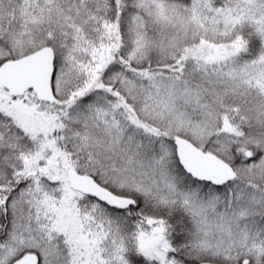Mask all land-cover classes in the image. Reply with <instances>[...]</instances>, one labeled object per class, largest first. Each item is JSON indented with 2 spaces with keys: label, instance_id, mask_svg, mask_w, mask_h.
Wrapping results in <instances>:
<instances>
[{
  "label": "snow or ice",
  "instance_id": "1",
  "mask_svg": "<svg viewBox=\"0 0 264 264\" xmlns=\"http://www.w3.org/2000/svg\"><path fill=\"white\" fill-rule=\"evenodd\" d=\"M0 264H264V0H0Z\"/></svg>",
  "mask_w": 264,
  "mask_h": 264
}]
</instances>
